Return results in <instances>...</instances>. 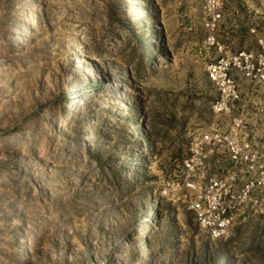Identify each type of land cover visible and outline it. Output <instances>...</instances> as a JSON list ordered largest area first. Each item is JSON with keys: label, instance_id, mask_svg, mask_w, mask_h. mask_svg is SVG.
<instances>
[{"label": "rangeland", "instance_id": "rangeland-1", "mask_svg": "<svg viewBox=\"0 0 264 264\" xmlns=\"http://www.w3.org/2000/svg\"><path fill=\"white\" fill-rule=\"evenodd\" d=\"M204 14L202 0H0V264H264V205L213 239L177 185L215 118ZM254 29L264 0H222L227 47L252 49Z\"/></svg>", "mask_w": 264, "mask_h": 264}, {"label": "built area", "instance_id": "built-area-1", "mask_svg": "<svg viewBox=\"0 0 264 264\" xmlns=\"http://www.w3.org/2000/svg\"><path fill=\"white\" fill-rule=\"evenodd\" d=\"M204 44L213 50L206 76L216 88L214 120L193 136L177 185L194 191L190 209L208 236L229 234L249 203L264 205V32L252 49L221 40L222 0H202Z\"/></svg>", "mask_w": 264, "mask_h": 264}, {"label": "bare ground", "instance_id": "bare-ground-1", "mask_svg": "<svg viewBox=\"0 0 264 264\" xmlns=\"http://www.w3.org/2000/svg\"><path fill=\"white\" fill-rule=\"evenodd\" d=\"M21 35V34H20ZM95 72H96V77L97 76H101V77H104L105 75H109V77L111 78V81H110V85H108V86H106L107 87V89H109L110 88V86H111V84H116V85H118L119 84V80H118V78H117V76H116V74H114V73H110V72H103L102 70H100L99 68L98 69H96L95 70ZM112 89V88H111ZM151 214H153V213H151Z\"/></svg>", "mask_w": 264, "mask_h": 264}]
</instances>
